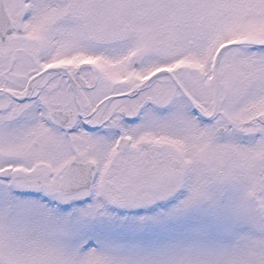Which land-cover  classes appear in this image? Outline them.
<instances>
[{
  "label": "snow or ice",
  "instance_id": "snow-or-ice-1",
  "mask_svg": "<svg viewBox=\"0 0 264 264\" xmlns=\"http://www.w3.org/2000/svg\"><path fill=\"white\" fill-rule=\"evenodd\" d=\"M0 264H264V0H0Z\"/></svg>",
  "mask_w": 264,
  "mask_h": 264
}]
</instances>
